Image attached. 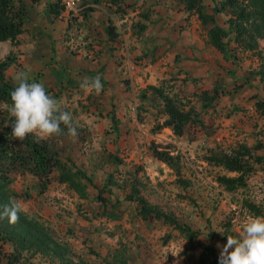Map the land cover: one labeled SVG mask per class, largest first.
I'll return each instance as SVG.
<instances>
[{
	"label": "rangeland",
	"instance_id": "374dc122",
	"mask_svg": "<svg viewBox=\"0 0 264 264\" xmlns=\"http://www.w3.org/2000/svg\"><path fill=\"white\" fill-rule=\"evenodd\" d=\"M98 1L99 4L103 3L108 7L106 0ZM181 3L182 0H177L176 5L180 6ZM81 4L83 2H79L78 7ZM204 5L209 10L211 0H204ZM81 8L77 10L79 14L82 13ZM229 15L227 10H222L216 12L214 16L219 25L227 27ZM69 16L72 19L70 28L67 27L68 30L63 33V40L57 48L62 52L60 55L55 53L54 49L45 52L44 49L29 51L31 58L20 64L16 57L17 51H10L8 41L0 40V59L6 55L12 59L4 72V78L11 83H17L15 79L17 70L24 68L29 83H41L46 90H52L50 96L61 103L62 110L71 113L73 127L77 130L75 137L68 133L66 127L60 136L40 141L45 142L49 150L70 156L74 163L89 175L96 187L102 186L101 196L106 200L105 208L108 210L113 208L115 217L110 218L103 213L104 204L95 197L96 187L83 179L86 196L80 197L65 183L57 181L54 177L55 172L44 178L37 177L25 168H12L4 185L8 192V200L21 202L26 211H22L19 216H24V221L31 218L35 220L66 249L64 255L58 258L56 255L24 248L15 264H199L198 254L202 242L213 245L219 253L217 243L225 244L228 235H242L241 221L248 217H264L252 214L243 203V199L251 200L260 206L264 213V162L255 165L254 171L247 177L244 185L233 192H227L217 184L215 175L228 171L204 159L206 154L228 151L239 142L247 144L260 142L261 146L256 151L264 153V115L253 105L256 97H264V29L259 26L254 29L253 25H250V32L239 35L237 39L231 33L227 42L229 50L227 57H223L221 52L207 43L205 30L194 13L187 19L185 33L183 29L177 28L176 22L179 23V19L171 18L173 22L169 27L162 26L159 33L150 35L153 37L149 41L146 34V38L142 40L144 47L140 50L145 49L153 59L157 56L165 58L170 48L182 40L181 36L187 34L192 35L197 46L199 45L196 49V53L199 54L194 56H200V52H207L213 65L206 76L172 77V72L164 71L168 70L164 61L157 64L152 74L165 77L156 78L155 83L151 84H161L169 92H178L196 108L199 102L192 95L193 91L201 87H210L215 82L218 87L223 84L225 92L219 94L214 110L207 107L202 113L205 122L211 124L212 130L208 135L196 131L195 138L187 140V135L171 137L162 128L155 129L153 126L161 120V116L156 113L155 108L145 103L144 108L147 112L142 110L143 112L139 113L141 116L139 121L147 122V127L145 134L138 139L137 136L140 135L136 134L137 129L133 125L125 124L121 127L120 122L113 117L110 118V124L108 123L110 107L107 100L108 81L105 79L111 71L108 72L111 66L108 64L110 52L106 30L108 24L98 30L95 25L91 30L83 27L80 31L79 21L73 15ZM23 25L26 32L24 36L27 37L32 33L26 31L30 24L25 21ZM157 36L159 37L153 40ZM32 39L40 42V36L37 34ZM129 49L130 58L133 59L130 61L133 64H143L144 53L133 54L131 45ZM155 54L157 56H154ZM169 54L176 56L174 60L180 59L179 52ZM33 55L35 60L32 59ZM47 55L50 56L48 62L56 60V72L61 77L58 82L48 81V76H42L41 71L46 66L41 64L48 63L44 61L47 60ZM99 64L101 66L98 68ZM163 65L164 69H161ZM133 69L128 72L125 68L126 75H122L124 76L122 80L127 81L126 88H130L131 85L125 76H130ZM104 72H107L105 76ZM96 76L101 78L104 85L99 95L94 91L89 92L80 88L85 78ZM192 77L195 80L191 79ZM133 101L138 106V96L129 90L130 114L127 115V121H132L136 116V108H132ZM5 107L8 108L0 104V126L7 118L8 113L3 110ZM102 110L105 114L101 113ZM89 112L104 117L107 121L97 127H89L86 125L89 123L80 122V119L88 117ZM113 126H117V129L114 130ZM94 135H101L97 146L92 141ZM150 142L157 148L168 147L171 153L178 152L179 176L187 179L189 184L185 188L175 185L174 172L167 171L164 184L160 185L176 198L178 197L176 192L183 193V196L177 198L180 204L174 206L166 204L161 208L169 212L183 209L189 213L196 210V220L192 222H188L181 215L174 216L179 219L178 221L184 220L192 228L200 231L195 242L189 241L184 233L160 218H141L136 212V202L124 197L131 190L133 177L140 181V194L146 200L147 197L152 199L156 193L154 188L139 177L144 171L156 169L153 164L155 157L151 155L149 149ZM81 148H84L83 154L80 153ZM142 190H145L146 196L141 193ZM116 199L117 204L111 208L110 204ZM3 206L0 205V209ZM183 212L180 211V214ZM20 221L21 219L16 224H10L6 217L0 219V234L8 233L10 230L11 236L17 235L24 224ZM8 248L9 245L3 243V249ZM210 259L211 254L208 253L206 261ZM5 261L6 257L0 250V264H4Z\"/></svg>",
	"mask_w": 264,
	"mask_h": 264
},
{
	"label": "trees",
	"instance_id": "16d2710c",
	"mask_svg": "<svg viewBox=\"0 0 264 264\" xmlns=\"http://www.w3.org/2000/svg\"><path fill=\"white\" fill-rule=\"evenodd\" d=\"M108 2L114 3L115 8L118 9L122 0H106V3ZM183 3L188 12L196 14L201 27L205 30L207 43L221 52L223 57H227L229 53L227 42L231 33L237 39L239 35L250 32V25H253L254 29L256 26L264 29V0H211L209 10L206 9L204 0H183ZM130 4L131 2H127V5ZM57 7L62 8L59 0L49 3L52 12L57 11ZM16 9L18 8L14 0H0V40H8L11 44L17 41L16 36L23 31L19 10ZM222 10H227L230 13L227 27L219 25L215 20V13ZM106 30L108 32V25ZM113 34L108 32V36H113ZM249 45L251 46V44ZM11 60L9 55L0 59V104L6 105L8 108L12 104L10 93L18 86V82L11 83L4 78V72ZM191 79L195 80L194 77ZM126 82L125 79L124 83L126 84ZM242 82L243 80L240 83L242 84ZM46 92L50 95L52 90L47 89ZM224 92V85L220 84V87H218L215 82L210 87H201L197 91H193L192 95L199 102V106L196 108L178 92H169L161 84L147 83L143 87L137 88L135 95L138 96V106L134 103V109L136 108V117L139 121L141 120L139 119L141 118L139 113L144 110L145 103L152 106L156 109V113L161 116V120L153 126L155 129L168 127L175 136L187 135L186 139L191 140L195 138L196 131H202L205 135L211 132V124L205 122L202 113L206 111L207 107H212L214 110L219 94ZM253 105L260 114L264 115V97H256ZM8 108H3L5 113L8 114L4 124L0 126V205H7L9 201L8 192L4 189V185L8 181V173L12 168H25L37 177L44 178L55 172L54 177L57 181L65 183L80 197L86 196L85 182L96 187L91 182L89 175L77 166L70 156L58 154L52 149L49 150L47 144L37 140L34 134H29L23 141L14 138L12 136V124L15 118L8 112ZM113 115L114 113L110 117L114 118ZM61 127L64 132L66 127L63 125ZM113 127L114 130L117 129V126ZM260 146V142L253 144L239 142L228 151L206 154L204 159L209 163L221 166L226 171L233 172V174L220 173L215 175L218 185L227 192H233L245 184L247 177L254 171L255 165L264 162V153L256 151ZM149 149L153 157L164 162L172 169L175 176L174 182L177 186L185 188L189 184L187 179L179 176L178 152L171 153L168 147L157 148L153 142L149 143ZM140 185V181L133 177L131 190L124 197L136 202V212L141 218H160L162 221L171 223L179 232L184 233L189 241L195 242L198 239L200 231L192 228L184 220L181 219L182 222H180L179 219L174 217L175 215H181L182 218L187 219V216L180 214V212L176 214L163 210L158 205L148 202L140 194ZM102 192V186L96 187L95 197L102 200L101 203L104 204L103 213L110 216V218L115 217L112 207L117 204L118 200H114L110 204L112 209L108 210L105 208L107 207L105 205L106 200L101 196ZM176 193H178L176 194L178 197L183 196V193ZM243 200L244 205L252 214L264 216L260 206L251 200ZM23 217L19 216L20 223L24 222V224L21 227V232H18L17 235L11 236L10 230L8 233L0 234V250L6 257L4 264L17 263L21 257L20 252L24 248L39 250L56 255L58 258L64 255L66 252L65 247L53 239L46 229L32 218L24 221ZM3 243L9 245L8 250L3 249ZM214 248L213 245L206 242L201 243V250L198 254L199 264H217L219 262V253ZM208 253L211 254L210 261H206Z\"/></svg>",
	"mask_w": 264,
	"mask_h": 264
},
{
	"label": "crops",
	"instance_id": "0c3cea01",
	"mask_svg": "<svg viewBox=\"0 0 264 264\" xmlns=\"http://www.w3.org/2000/svg\"><path fill=\"white\" fill-rule=\"evenodd\" d=\"M55 1L56 0H36L32 2L31 0H14V3L19 10L23 31L16 36L17 41L14 44H11L6 40L8 41L10 51H17L16 57L20 64H24L31 58L29 51L33 52L38 51V49H44L45 52L46 50L54 49L55 53H58V55L62 54L57 48H59L63 40V33L70 28L72 19L69 15H73L75 19L79 21L78 25L80 31H82L83 27L90 28L91 30L95 25L96 30H98V28H102L104 27L103 25L108 24V32L111 34H113L112 32L117 33L113 34V36H108V50H110V52H108V64L111 65L108 72L109 70L111 71L106 75L107 77L105 76L107 72L103 73L105 79L108 81L107 100L108 106L110 107L108 108V115L114 113V118L120 122L121 127L125 124L133 125L135 129H137L135 131L136 134L140 135L137 136L138 139L145 134L144 131L147 127V122L138 121L136 116L135 118H132V121H127V115L130 114L128 112L129 90L134 94L139 86H143V84L149 82L155 83L156 78L165 77L153 76L152 74L155 72L157 64L159 65L161 62L164 63V61L168 67V70L164 71H167V73L172 72V77L185 75L206 76L209 73V68L213 66L212 60L207 52H200L197 50L201 55L194 56V54H199L196 53V49L199 45L197 46L192 35L185 34L184 36H181L183 37L182 40L174 44V46L170 48V51H168L167 54L165 53L166 56L163 59L161 56H157V54L154 55L157 57L153 59V56L149 57V53H147L145 49H143V51L140 50L144 47L142 40L146 38L145 35H148L147 41H149L150 38L153 37L150 35L159 33L162 26L166 25V27H169L173 22V20L171 21V18L179 19V23L176 22L177 28H181V30L183 29V32L185 33L184 26L187 28V19H189V16H192L193 13L188 12L184 7L183 0L180 6L176 5L177 0H122V3L119 2L120 8L118 9L115 8L116 5L114 3L110 2L106 3V5H108L107 7L103 3L99 4L98 2L100 1L80 0V2H83V4L78 7V9L82 7V13L80 14L78 11L68 12L58 7L57 11L52 12L49 8V3ZM127 2H131V4L127 5ZM100 7L103 9H98ZM106 8H108V10ZM162 20L164 21L162 22ZM25 21L30 24V27L27 28L26 31L32 32L27 37L24 36V33L26 32L24 31L25 27L23 23ZM166 22L169 23L167 24ZM180 23L182 24L179 25ZM36 34L40 36V42H38L37 39H32ZM158 37L159 36L155 37L153 40ZM46 38L47 41H45ZM50 40H53V42ZM128 45L129 47L130 45L132 46L133 54L141 52L144 53L142 55H145L143 57L144 63H134L133 67L135 68L131 74L127 73L130 76H125L128 79V83L131 85L130 88H126V84L122 80V77H124L122 75L125 74V68L131 59ZM187 50L189 53H187ZM191 51H193V53H191ZM172 52H179L180 59L174 60L176 59V56L174 57V55L172 56L169 54ZM49 58L50 56L47 55V60L44 61L48 62ZM32 59H36L35 55L32 56ZM37 63L38 62H36V64ZM31 64H35V62H31ZM41 65L46 66L41 73L43 74L42 76H48V81L54 80L58 82L61 79L56 72V60ZM100 66L101 64L98 65V68ZM161 69H164V65L161 66ZM21 72L25 73L24 68L18 69L16 75ZM144 107L146 108V106ZM145 111L147 112V110ZM101 113L105 114V111L102 110ZM110 118L111 117H108L109 124ZM80 120L82 123H89L86 124L89 127H97L99 124H103L107 121L106 118L94 115L91 112L88 113V117ZM162 129L168 132L171 137L175 136L168 127H162ZM162 137L164 139H169L164 136ZM100 138L101 135H94V140L92 141L95 146L100 143ZM103 138L104 136H102V139ZM83 149L84 148L80 149V153L82 152V154ZM154 160L153 164L156 169L150 172H148V170L144 171L139 176L147 185H150L156 190L152 199L147 197V200L152 204L158 205V207H162L166 204H172L173 206L174 204H180L178 199L174 197L173 193H169L160 185L164 184L163 180H165V174H167V171H171L172 169L164 162L156 158ZM226 174H233V172L231 173L228 171ZM141 193L146 196L145 190H142ZM166 195L168 198H166ZM180 211H184L181 214L187 216L188 222L196 220V210L187 213V211L183 209H177L174 210L173 213L178 214Z\"/></svg>",
	"mask_w": 264,
	"mask_h": 264
},
{
	"label": "clouds",
	"instance_id": "9594fccd",
	"mask_svg": "<svg viewBox=\"0 0 264 264\" xmlns=\"http://www.w3.org/2000/svg\"><path fill=\"white\" fill-rule=\"evenodd\" d=\"M18 86L10 93L12 104L8 108L15 118L12 124V136L23 141L29 134L39 140L60 136L62 125L75 137L71 113L62 110L61 103L47 94L41 83H29L26 73L15 77ZM99 76L85 78L80 88L99 95L103 91ZM26 209L21 202L11 200L0 209V219L7 218L10 224H16L19 214ZM242 235H228L225 244L217 243L219 264H264V217H248L241 221ZM223 235V234H222Z\"/></svg>",
	"mask_w": 264,
	"mask_h": 264
},
{
	"label": "built area",
	"instance_id": "2783aa9c",
	"mask_svg": "<svg viewBox=\"0 0 264 264\" xmlns=\"http://www.w3.org/2000/svg\"><path fill=\"white\" fill-rule=\"evenodd\" d=\"M80 0H59L62 9L68 12H76L78 10V4ZM127 71L130 72L134 67L133 63L130 61L127 64ZM132 108H134V101L132 103Z\"/></svg>",
	"mask_w": 264,
	"mask_h": 264
}]
</instances>
